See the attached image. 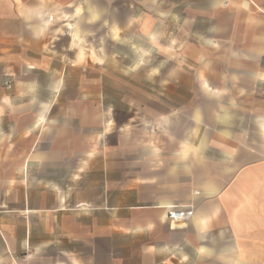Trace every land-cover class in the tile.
I'll return each mask as SVG.
<instances>
[{
	"label": "crops",
	"instance_id": "1",
	"mask_svg": "<svg viewBox=\"0 0 264 264\" xmlns=\"http://www.w3.org/2000/svg\"><path fill=\"white\" fill-rule=\"evenodd\" d=\"M167 1L168 112L97 101L128 0H0V264H264V0Z\"/></svg>",
	"mask_w": 264,
	"mask_h": 264
},
{
	"label": "rangeland",
	"instance_id": "2",
	"mask_svg": "<svg viewBox=\"0 0 264 264\" xmlns=\"http://www.w3.org/2000/svg\"><path fill=\"white\" fill-rule=\"evenodd\" d=\"M110 2L116 4L124 0H110ZM128 3L134 9V15L139 13L145 15V18L150 21L156 22V33L159 35L157 40L160 38L162 47L160 46L159 50L146 38L142 40L136 28L124 32V44L116 45L113 51L117 54L123 53L126 59L123 61L114 59L109 62L114 75L100 78L99 86L102 92L101 95L100 93L97 95V101L106 99V101L119 103L123 98L128 100L130 106L133 107L141 106L150 109L159 107L161 111L168 112L171 105L169 94L165 89L169 84L166 71L170 67L168 61V1L141 0V3H137L136 0H128ZM159 87L160 93L158 92ZM136 111H138L137 108Z\"/></svg>",
	"mask_w": 264,
	"mask_h": 264
},
{
	"label": "built area",
	"instance_id": "3",
	"mask_svg": "<svg viewBox=\"0 0 264 264\" xmlns=\"http://www.w3.org/2000/svg\"><path fill=\"white\" fill-rule=\"evenodd\" d=\"M9 87V84H7ZM166 209V218L171 222H183L190 219L194 213L192 206H177L169 205L165 207ZM26 254L22 257L26 258Z\"/></svg>",
	"mask_w": 264,
	"mask_h": 264
}]
</instances>
